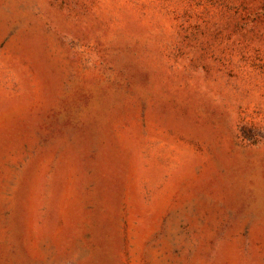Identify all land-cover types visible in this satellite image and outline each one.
I'll use <instances>...</instances> for the list:
<instances>
[{
	"label": "rangeland",
	"instance_id": "obj_1",
	"mask_svg": "<svg viewBox=\"0 0 264 264\" xmlns=\"http://www.w3.org/2000/svg\"><path fill=\"white\" fill-rule=\"evenodd\" d=\"M0 264H264V0H0Z\"/></svg>",
	"mask_w": 264,
	"mask_h": 264
}]
</instances>
